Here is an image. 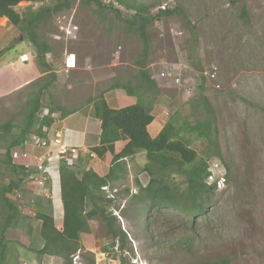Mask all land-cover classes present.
<instances>
[{"label":"rangeland","instance_id":"374dc122","mask_svg":"<svg viewBox=\"0 0 264 264\" xmlns=\"http://www.w3.org/2000/svg\"><path fill=\"white\" fill-rule=\"evenodd\" d=\"M60 1L22 2L15 9L25 17ZM135 1L147 6L151 16L163 7L182 11L148 28L146 69L158 92L141 93L143 100L152 106L156 122L174 118L180 137L200 159L219 161L227 183L216 190L208 212L191 222L184 213L165 208L147 211L144 203H134L140 191L139 176L144 184L151 178L145 169L150 163L145 153L128 165L122 161L126 171L110 185L111 191L119 193L109 208L128 233L126 252H119L116 245L114 253H104L112 240L103 220L95 218L89 221L90 232L81 235L84 250L73 256L72 264H124L122 258L125 264H264V0ZM102 4L105 7L99 9L76 0L69 10L38 27L41 42L51 50L46 61L58 78L41 97L42 112L48 109L59 114V107L65 111L87 107L117 81L136 86L143 43L108 9V0ZM119 7L124 20L134 14ZM25 38L26 34L23 37L18 28L0 19V52L10 47L0 60V125L10 122L15 127L11 134L0 132V160L49 78L40 77L46 69ZM29 50L35 54L33 61L20 63L19 56L30 55ZM71 54L77 58V68L65 72L64 61ZM192 64L203 73L216 66L217 80L209 82L204 75L206 85L200 90L201 76ZM21 67L26 69H17ZM171 69L181 77L180 84L160 78ZM84 112L88 113V107ZM204 122L211 125L209 138L192 130ZM121 145L119 141L116 147ZM75 149L81 155V149ZM52 170L58 175L57 164ZM173 172L166 173L171 175L170 183L185 189V175ZM50 177L56 183L53 175L44 186L30 179L10 196L20 217L6 231L8 253L0 264H64L58 257L38 253L41 222L36 214L53 213L58 229L63 222L62 202L54 200ZM10 179L8 168L0 164V186Z\"/></svg>","mask_w":264,"mask_h":264},{"label":"trees","instance_id":"16d2710c","mask_svg":"<svg viewBox=\"0 0 264 264\" xmlns=\"http://www.w3.org/2000/svg\"><path fill=\"white\" fill-rule=\"evenodd\" d=\"M37 1L0 0V19L6 18L8 23L22 32L23 37L25 34L27 35L25 40L27 39L36 48V56L40 64L46 69L43 74H46L45 77L49 76L47 83L38 90L24 126L19 129L18 133L14 134L6 149L7 153L0 160V164L7 167L11 173L9 182L0 186V262L6 261V254L8 253V243L5 240L6 231L16 226L20 217L19 208L10 196L15 191L22 190V185L32 179V176L38 175L34 169H28L25 166L29 163L35 166L36 160L30 158L15 161L10 152L14 149L21 150L24 148L29 137L33 134L45 138L44 128L51 129L55 124L50 116H40L43 110L41 97L58 78L51 64L46 61V56L51 53L50 47L45 41L41 42L37 29L45 20L69 10L72 2L76 0H61L52 7L43 6L37 11H30L25 17H22L15 9L22 2ZM235 1L237 0H231V2ZM81 2L87 6L95 4L99 9L105 7L101 0H81ZM119 5L133 11L134 14L128 20L122 19ZM107 7L115 17L124 21L132 32L137 33L143 43V52L140 61L137 62L141 70L139 75L135 76L137 78L136 86H121L119 84L112 86V88L124 89L127 95L135 97L137 102L121 109H112L102 94L91 101L94 107V116L101 122V145L112 146L122 140L126 141V145L121 153L114 157L110 171L106 176H100L94 170L85 167L75 171L74 167H69L64 161L60 162L59 178L63 206L61 230L56 226L53 213L38 212L36 214L41 222L38 253L42 256L58 257L64 261V264H72L73 256L84 250L81 235L90 232L89 221L95 218L103 220L112 240L110 246L104 249V253H114L116 245H118L119 252H126L130 243L128 233L118 225L117 218L109 208L114 204V201L107 197V189L111 183L124 177L126 170L125 167H122L121 162L126 158H133L140 153H145L149 160L150 164L145 168L151 174L149 183L145 188L140 187L139 193L133 197L134 203H144L147 211L170 209L184 213L189 221L194 222L208 212L211 198L216 192V186H209L206 183L209 175L208 163L211 160L200 159L197 152L188 145L185 139L180 137L179 128L175 127L174 124V118L165 124L158 136L151 137L148 127L155 120V116L152 106L147 104L141 95L146 91H150L152 94L158 92L155 81L151 79L146 69L150 47L148 28L156 20L170 18L177 13L181 14L182 11L177 10V8H165L151 16L149 8L135 0H113L107 4ZM9 49L10 47L0 52V60ZM192 67L199 71L201 76L200 90H203L206 85L204 73L201 68L194 64ZM51 113L54 111L50 110ZM70 113L72 112H61V119ZM185 125L188 126L187 123ZM14 129L15 127L10 122L0 125V132L3 134H11ZM192 130H200L201 136L209 138L211 125L204 122L200 126H194ZM207 152L208 154L211 152L209 147ZM170 171L185 175V189L170 183L171 175L166 174ZM137 184L139 185L138 181ZM48 203L52 209L50 200ZM121 261L125 264L123 258Z\"/></svg>","mask_w":264,"mask_h":264},{"label":"crops","instance_id":"0c3cea01","mask_svg":"<svg viewBox=\"0 0 264 264\" xmlns=\"http://www.w3.org/2000/svg\"><path fill=\"white\" fill-rule=\"evenodd\" d=\"M5 20L7 19L5 18ZM29 52L30 55L23 53L19 56L20 63L27 64L31 60L33 61L35 54H32L30 50ZM23 55H27L29 59L27 62L26 61L24 62V60L21 59V56ZM76 63H78L77 58H76ZM17 69H26V67H21ZM64 70L65 72L72 71V70H68L66 67ZM45 75L46 74H41L40 77H44ZM119 79L121 80L123 78H119ZM117 84L121 86L124 85L122 82L119 81H117L114 85ZM112 86L100 93L104 96L110 108L121 109L123 107L136 104L137 99L135 97L128 96L125 90L122 88H112ZM87 107H88V113H85L84 111ZM87 107L84 106L81 107V109H73L71 111H65L62 107H59V113L61 112H72V113H70L67 117L62 118L60 122L55 123L53 125V130L60 131L62 133V140L69 147H72L74 149L75 148L81 149L82 153L80 159L77 162L79 168L82 169L85 167L86 169H92L98 175L106 176L109 173L110 168L112 166L113 156L121 153V151L124 149L126 145V141L122 140V145L120 147H116L118 142L116 143L115 154L112 152L113 146H109V145L102 146L101 122L94 116L93 104H90ZM155 120L148 127L149 134L151 135L152 138L158 136V134L161 132V130L166 124L164 121L162 122L160 121L159 123L156 122ZM56 152L57 149L53 145H50L48 147H36L30 151L32 156L31 159L34 161L39 158H47L50 156H54ZM133 159L134 158L132 159L126 158L123 160V162H125L128 165V161L130 162ZM51 172H52L51 175L56 176L57 178L55 183V179H53L54 177H50V179L52 178L51 192L55 197L54 198L55 202L59 203V201L62 202L59 172L58 175H55L53 170H51Z\"/></svg>","mask_w":264,"mask_h":264},{"label":"built area","instance_id":"2783aa9c","mask_svg":"<svg viewBox=\"0 0 264 264\" xmlns=\"http://www.w3.org/2000/svg\"><path fill=\"white\" fill-rule=\"evenodd\" d=\"M102 1V0H101ZM113 0H108V3H110ZM162 9H165V7H163ZM176 33V32H175ZM175 35L181 36V33H176ZM21 59L24 60V62L28 61V57L27 55H23L21 56ZM74 59V60H73ZM72 60V61H70ZM66 67L67 69H74L76 67V58L75 55L71 54L67 60H66ZM179 74L175 73V70L171 69V70H164L161 74H160V78L162 80H165L167 82H173V84H180L181 83V77L178 76ZM204 75L206 76L207 80L209 82H214L215 80H217L218 77V68L216 66H211L210 70L207 71L206 73H204ZM217 88L219 89L220 86L218 85ZM41 117H48L50 116L55 123L60 122L61 121V114H57V113H51L50 114V110L46 109L44 112H42V114L40 115ZM46 133V137L45 138H40L39 136L33 134L29 137V140L27 141L26 145L24 148H22L21 150L18 149H14L12 150L11 153V157L13 160L17 161V160H28L30 158H32L31 154H30V150L36 148V147H48L50 145H53L54 147H56L57 152L54 156H50L47 158H39L36 160V164L31 165L26 164V168L28 169H34L35 172L38 173L37 176H32V179L38 181L39 185L44 186V182L46 184V181L48 179V177L51 175V170L54 169V166L57 164V166L59 167V164L61 161H64L69 167H75L77 165V162L80 158V153L78 150L69 147L67 144H65L62 140V133L60 131H54L53 127L51 129L48 128H44L43 130ZM30 148V149H29ZM7 152H4V155ZM208 177L206 180V183L209 186H216V189H222L223 187H225L226 183H227V178H226V170L225 168L221 165V163L217 160H211L208 163ZM39 177V178H38ZM47 177V178H46ZM150 180V179H149ZM139 186L145 188L147 184L143 183V180L141 179V175L139 176ZM43 189V188H41ZM119 193V190L117 189H110V187L107 189V197L109 199H112L113 201H115L116 199V195ZM133 193L137 194V188H135L133 190Z\"/></svg>","mask_w":264,"mask_h":264},{"label":"clouds","instance_id":"9594fccd","mask_svg":"<svg viewBox=\"0 0 264 264\" xmlns=\"http://www.w3.org/2000/svg\"><path fill=\"white\" fill-rule=\"evenodd\" d=\"M74 55V54H73ZM76 58V57H75ZM67 60V59H66ZM65 65H66V61H65ZM76 66H77V63H76ZM67 68V67H66ZM76 68V67H75ZM74 68V69H75ZM69 70H73V69H69ZM61 114V113H60ZM31 151V150H30ZM31 154V153H30ZM59 166H60V164H59ZM58 169H59V167H58ZM227 178V177H226ZM139 186V185H138ZM140 187V186H139ZM217 190V189H216ZM61 230V229H60Z\"/></svg>","mask_w":264,"mask_h":264},{"label":"bare ground","instance_id":"6f19581e","mask_svg":"<svg viewBox=\"0 0 264 264\" xmlns=\"http://www.w3.org/2000/svg\"><path fill=\"white\" fill-rule=\"evenodd\" d=\"M2 19H5V18H2ZM74 60V59H73Z\"/></svg>","mask_w":264,"mask_h":264}]
</instances>
